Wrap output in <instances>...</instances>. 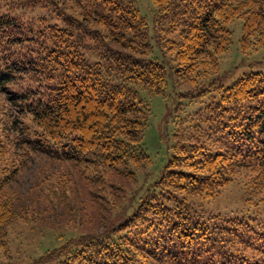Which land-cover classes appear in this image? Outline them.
<instances>
[{"label": "trees", "instance_id": "1", "mask_svg": "<svg viewBox=\"0 0 264 264\" xmlns=\"http://www.w3.org/2000/svg\"><path fill=\"white\" fill-rule=\"evenodd\" d=\"M74 1L101 30L58 11V0H0V93L14 113L0 134V197L32 153L98 177L135 172L149 163L142 90L164 94L170 72L197 82L213 74L218 98L196 112L192 130L175 135L172 155L154 181H144L145 193L132 199L118 227L67 241L51 255L59 264H264V225L204 218L194 201L215 196L240 168L252 170L250 189L262 192L264 74L225 84L213 72L235 19L241 49L264 51V0H151L169 24L174 54L164 61L152 54L145 15L128 0ZM36 4L59 17L29 14ZM0 202V264H8V200Z\"/></svg>", "mask_w": 264, "mask_h": 264}, {"label": "rangeland", "instance_id": "2", "mask_svg": "<svg viewBox=\"0 0 264 264\" xmlns=\"http://www.w3.org/2000/svg\"><path fill=\"white\" fill-rule=\"evenodd\" d=\"M58 1L57 10L74 14V19L82 21L87 30L102 29L91 16L84 14V10L74 0ZM128 1L137 6L148 21L152 54L159 60L171 59L174 51L169 50L171 43L167 41L170 38V34L166 32L169 26L167 21L158 18L159 14L155 12L151 0ZM49 9L47 6L40 8L36 4L32 8L34 11L28 12L31 15L47 14L52 20L59 17L49 14ZM241 26L239 19L229 24L232 40L213 72L225 84L246 72L257 71L264 74V51L242 50L240 47ZM208 75L205 82H202L203 79L199 82L189 79L180 81L170 72L164 94L142 90L149 108L142 141L149 163L143 164L133 173L108 170L98 177V174L92 175L93 172L89 169L85 172L83 168L70 163L32 153L25 166L4 187L3 195L6 197H0V201L8 200L9 203L7 208L4 206L6 219L2 220L7 242L4 258L6 262L59 264L60 260L51 253L60 244L117 228L132 199L137 201L136 198L145 193L143 187L148 183L145 184L144 181H154L151 178L159 175L172 155L175 135L179 137L190 131L196 123V112L218 98V91L214 86L219 81L213 79V74ZM13 115V109L0 93V134L8 128L3 127L2 123ZM7 134L13 135L14 132L9 130ZM252 178L251 169L240 168L235 178L218 195L194 199L199 204V214L204 218L236 219L255 227L264 225V182L261 185L262 192H254L251 191ZM196 252L197 258L202 257L201 250L196 249ZM148 263L174 264L152 260Z\"/></svg>", "mask_w": 264, "mask_h": 264}]
</instances>
